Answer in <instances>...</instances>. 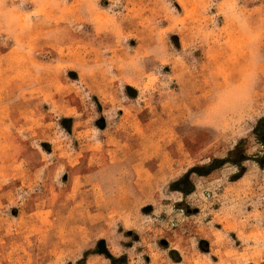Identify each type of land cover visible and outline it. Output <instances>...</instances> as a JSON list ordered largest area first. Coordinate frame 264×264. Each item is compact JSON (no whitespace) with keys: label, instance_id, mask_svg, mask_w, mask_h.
Listing matches in <instances>:
<instances>
[{"label":"rangeland","instance_id":"1","mask_svg":"<svg viewBox=\"0 0 264 264\" xmlns=\"http://www.w3.org/2000/svg\"><path fill=\"white\" fill-rule=\"evenodd\" d=\"M0 264H264V0H0Z\"/></svg>","mask_w":264,"mask_h":264}]
</instances>
